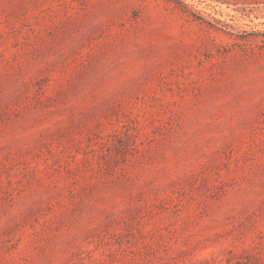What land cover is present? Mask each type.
I'll use <instances>...</instances> for the list:
<instances>
[{"label":"rangeland","instance_id":"374dc122","mask_svg":"<svg viewBox=\"0 0 264 264\" xmlns=\"http://www.w3.org/2000/svg\"><path fill=\"white\" fill-rule=\"evenodd\" d=\"M0 264H264V0H0Z\"/></svg>","mask_w":264,"mask_h":264}]
</instances>
